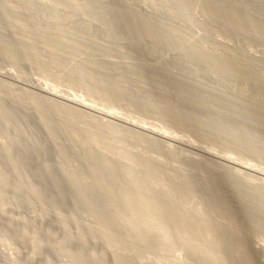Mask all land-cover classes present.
I'll use <instances>...</instances> for the list:
<instances>
[{
  "label": "rangeland",
  "instance_id": "1",
  "mask_svg": "<svg viewBox=\"0 0 264 264\" xmlns=\"http://www.w3.org/2000/svg\"><path fill=\"white\" fill-rule=\"evenodd\" d=\"M0 264H264V0H0Z\"/></svg>",
  "mask_w": 264,
  "mask_h": 264
},
{
  "label": "bare ground",
  "instance_id": "2",
  "mask_svg": "<svg viewBox=\"0 0 264 264\" xmlns=\"http://www.w3.org/2000/svg\"><path fill=\"white\" fill-rule=\"evenodd\" d=\"M100 180H97V185L99 186V187H102L103 185H104V180H101V176H100V178H99ZM87 184V183H86ZM87 187H88V184H87ZM90 188V187H89Z\"/></svg>",
  "mask_w": 264,
  "mask_h": 264
}]
</instances>
